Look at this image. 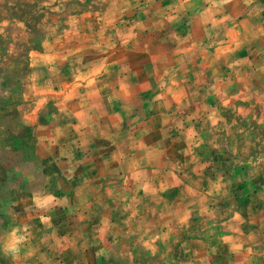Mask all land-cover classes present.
<instances>
[{
	"label": "crops",
	"instance_id": "1",
	"mask_svg": "<svg viewBox=\"0 0 264 264\" xmlns=\"http://www.w3.org/2000/svg\"><path fill=\"white\" fill-rule=\"evenodd\" d=\"M94 5L35 51L55 178L0 210V264H264V0Z\"/></svg>",
	"mask_w": 264,
	"mask_h": 264
},
{
	"label": "rangeland",
	"instance_id": "2",
	"mask_svg": "<svg viewBox=\"0 0 264 264\" xmlns=\"http://www.w3.org/2000/svg\"><path fill=\"white\" fill-rule=\"evenodd\" d=\"M95 1L0 0V165L8 168L4 171L10 179L0 185L1 212L18 210L14 197L22 190L27 194L41 190L44 180L55 176L50 140L42 144L36 133H56L63 106L58 103L66 100L58 98L53 85L58 82L59 69L47 62L39 63L51 59L35 51L52 46L66 49L67 35H83V25L99 18L93 14L98 11L97 5L91 7ZM56 35L59 42L53 43ZM77 44L81 46L82 42ZM2 192H10V201L8 196L2 200Z\"/></svg>",
	"mask_w": 264,
	"mask_h": 264
}]
</instances>
